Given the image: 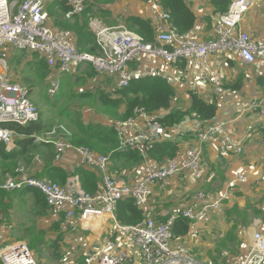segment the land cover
<instances>
[{"label": "built area", "instance_id": "2783aa9c", "mask_svg": "<svg viewBox=\"0 0 264 264\" xmlns=\"http://www.w3.org/2000/svg\"><path fill=\"white\" fill-rule=\"evenodd\" d=\"M64 1L70 7L65 18L71 21L85 12L91 0ZM253 5L254 0H233L227 13L214 17L213 38L206 41L193 31L181 34L174 27L170 13L158 0H151L150 6L147 5L150 13L147 19L154 26V42H147L126 25L109 27L91 14L88 16L89 26L99 47V54L93 55L77 49L71 31L60 30L53 25L48 0H0V144L5 145L7 151L16 148L15 134L4 124L27 126L40 121V112L32 101L31 90L10 78L9 49L37 53L40 59H47L51 78L71 74L83 64L91 65L100 78L113 80L114 91L150 77L164 79L177 94L184 96L189 90L201 96L204 89L198 86L205 88L211 84L216 97L210 93L204 96L209 102L215 101L219 107L222 106V98L235 94V91L225 87L213 60L227 57L238 60L245 67L264 62V38H254L241 28ZM58 89L59 84L54 81L51 93L55 94ZM233 100L239 107L238 118L251 113L258 122V129L264 132V100H244L237 95ZM231 123L229 120L203 123L198 131L190 134L192 137L188 141H185L188 133L180 134L174 142L189 145L194 141L195 146L187 148L177 158L156 164L148 159L153 145L174 137L175 129L164 128L157 116L137 109L134 117L111 123L117 133L119 149L137 151L145 159L142 166L131 171L113 169L110 155H99L87 147H76L65 128L60 127V133L54 128L34 134L31 138L36 144H53L58 163L64 160L67 152L75 153L78 167L93 170L99 176L97 191L94 194L86 192L79 175L73 174L75 170L67 183L60 185L35 177L25 167L4 176L0 171V190L19 192L36 189L45 196L49 213L53 212L72 226L73 223L80 225L83 230L96 222L101 223L96 230L101 233L104 224H111L100 247L87 250L84 264H199L201 259L195 257L190 247L181 238L174 237L173 225L178 214L181 212L193 223L208 219L210 210L222 200H229L235 190L251 180H260L234 172L226 191L218 199L207 198L205 193L200 192L201 211L189 204L171 214L165 222L152 217L148 207L155 188L166 190L172 179L192 174L200 176L203 148L209 143L219 142L222 153L240 156L244 152L245 141L235 139L230 130ZM135 173L137 178L132 180ZM126 199L134 200L147 213L142 225L127 226L118 222L115 215L117 206ZM250 230V240L245 245L248 251L230 264H264V227L256 220ZM5 241L0 227V264H42L26 242L8 244L9 241Z\"/></svg>", "mask_w": 264, "mask_h": 264}, {"label": "trees", "instance_id": "16d2710c", "mask_svg": "<svg viewBox=\"0 0 264 264\" xmlns=\"http://www.w3.org/2000/svg\"><path fill=\"white\" fill-rule=\"evenodd\" d=\"M94 1L96 3L98 2V0ZM232 1L233 0H207L214 9V17L227 13ZM158 2L170 13L174 27H176L181 34H188L194 31L198 17L187 0H158ZM92 7V4L89 3L85 12L80 16H75L71 21L65 18V14L70 11V7L67 5L66 1L54 4L49 13L51 16L58 15L53 21L55 27L74 30L76 32L78 35L77 46L81 52L97 55L99 54V47L96 43V37L88 28V16L94 13ZM126 26L144 37L147 42H154V26L150 19L132 15L126 19ZM17 52L20 54H31L22 51ZM38 60L40 59L38 58ZM14 62L20 63V60L11 61V63ZM88 70L89 72H87V75L90 78L99 77L91 65L88 66ZM109 81V79L100 81L101 87L103 88L97 89L95 93L82 95L83 98L93 97L94 99L97 96L103 107V112L109 118L126 120L134 117L137 109H142L147 114L157 116L164 128L173 130L180 127L188 119H196L201 123H206L212 122L217 118L219 111L218 104L215 101H207L194 91H188L189 104L175 108L173 102L176 100L177 93L167 81L160 77H150L134 81L129 87L114 91V93L105 90L104 84L106 87L110 86L108 84ZM257 82L260 86L264 85V78L258 77ZM225 87L232 91L241 90L242 79L235 85L229 84L225 85ZM82 119L83 118L78 117L77 120L73 121L75 130L73 134H71V143L74 146L87 147L99 155H110L113 162V169L126 171L137 170V168L145 163L144 157L137 151L119 150V141L114 128L102 124H86ZM3 126L14 132L17 145L15 150L8 152L5 145L0 144V171L3 176L13 174L17 169L21 168V166H24L32 169V174L37 178L49 179L60 185H65L67 183L71 174L67 176L63 173V170L53 167L54 162H56L55 146L53 144H36L31 138L32 135L42 133L47 129V122L41 117V113L38 123L29 124L27 126L7 123ZM57 129L58 133H60L61 128L58 127ZM190 136L188 135L185 141L190 140ZM184 145V142L179 141L158 142L153 145L149 156L151 160L156 163L163 164L167 159L177 158L181 154ZM42 163L45 164L44 171L40 170ZM77 170H75L73 174L79 175L82 188L86 192L94 194L98 188L99 176L93 170H88L86 168L79 167ZM16 195L30 196L34 202L36 215L39 218L48 216L49 207L45 196L36 189H27L15 193H7L0 190V210L9 208V204L5 202V199L9 198V200H13ZM235 213L237 223L223 238V248L236 241L238 223L240 226L244 227L247 225L245 219L247 210H240L235 207L234 214ZM115 214L118 222L127 226L142 225L147 219V213L139 208L132 199H126L120 202ZM167 219L168 216H164L157 220L165 222ZM192 224L193 222L184 218L180 212L173 225L174 237L176 239H182L188 236ZM55 225V229L60 230L59 223ZM36 233L41 236L43 242H45V240L47 241L42 231H36ZM62 237L63 235H59L54 242L58 249L60 248L59 242ZM241 247L242 243L239 244L236 250L240 252ZM197 258L201 259L199 256H197ZM213 262H215V259H213Z\"/></svg>", "mask_w": 264, "mask_h": 264}, {"label": "rangeland", "instance_id": "374dc122", "mask_svg": "<svg viewBox=\"0 0 264 264\" xmlns=\"http://www.w3.org/2000/svg\"><path fill=\"white\" fill-rule=\"evenodd\" d=\"M150 3L151 0H98L97 3L94 0L90 1V4L93 6V16L109 27H117L122 24L126 25V19L132 15L145 17L147 19L150 14L147 5L150 6ZM57 16L58 15L51 16L52 21H54ZM88 28L91 31L89 24ZM68 31H71L74 34L77 46L78 35L74 30ZM25 55L27 56L19 57L20 63H11L10 57L8 61L9 75L14 82L31 90L32 101L41 113V117L47 122L48 126L46 132L54 128L63 127L70 134H73V131L75 130L73 121L77 120L78 117L83 118L82 120L86 124H102L110 127H112V122L121 121L119 119L109 118L105 115L97 96L95 99L93 97H82V95L95 93L97 89L103 88L100 84V81L103 80L102 78H90L87 75V72H89L88 64H83L71 74H61L58 78H51V69L49 70L50 64L47 59H40L37 55L35 56V61L32 55ZM38 58L40 60H38ZM217 69H219V67H217ZM93 70L96 72L94 68ZM54 81L58 82L59 89L55 94H52L51 89ZM108 84L110 85L108 87L104 84L105 90L114 93L113 80H110ZM184 98L185 96L182 94L177 95L176 100L173 102V106L175 108L186 106L187 102ZM238 108L237 105H233L229 110L234 112L237 111ZM229 110L228 112L231 113ZM228 112L223 115V119L229 118ZM256 131L257 134L262 133L259 130ZM261 144L264 146V140ZM252 155L255 160L251 157V154H249V150L246 152L245 149L239 158H241L243 162L251 160V158L255 161L254 163L251 162L246 165L244 164L243 168L245 169L259 165V171L257 174L261 177L260 181L262 185L264 184V155H257L259 158L258 161H256V156H254V154ZM29 171L32 174L33 170L29 169ZM132 177L137 178V174H133ZM250 185L252 188H247L245 190V197L246 203L249 201L252 204L248 205L250 210L245 219L247 224H253L258 220L264 227V186L262 189L256 190L260 186L255 184ZM206 196L209 198V195ZM174 197L177 198L175 195ZM233 200L224 199L215 208L210 210L208 217L209 220L206 219V221H209L208 223H210L209 229L207 226V229L204 228L201 232H196V230L192 232L188 245L192 252L196 253V258L198 254L201 255V260H198L199 264H214L213 260L207 256L209 248L204 245H210L212 247L211 251H214L216 247L219 246L220 243L218 244L217 240L220 235L217 233L219 230H222L224 223L222 222L221 225H217L216 222L219 220L226 222V213L236 216V213L234 214V208L236 206L234 205H236L238 201H235V199ZM11 201H13L10 203L11 208L7 212H5V210L0 211V227L3 236L5 238L7 237L6 240L9 241L8 244L17 241L26 242L42 264H77L79 257H84L87 254V250L92 247L98 249L101 245V241L103 242L108 234V232L104 233L103 239L101 241H93L92 245L91 242L87 241V236L84 234L85 232L80 225L77 226L75 223H73L74 226L67 224L63 219H59L53 212L49 213L48 218L41 219L36 215L33 201L24 200L21 196L16 195ZM189 201L190 197H188L181 206H176L177 209H174L176 211L183 209ZM56 223H59L60 230L55 229ZM203 223L207 224L204 220ZM36 231H42L45 234L47 241L45 240V242H43L41 236L38 235ZM214 231H217V233H214ZM59 235H63L64 237L61 244L59 243L62 253L60 248L58 249L54 243ZM241 235L242 239L235 241L233 245L225 248H223L222 245L219 246L222 251H216L215 253V257L220 260L219 264H230L243 256L247 242L245 243V236L242 232ZM239 241H243L240 252L236 250L239 246ZM193 245L197 246V251L193 248ZM87 247L90 248L87 249Z\"/></svg>", "mask_w": 264, "mask_h": 264}, {"label": "crops", "instance_id": "0c3cea01", "mask_svg": "<svg viewBox=\"0 0 264 264\" xmlns=\"http://www.w3.org/2000/svg\"><path fill=\"white\" fill-rule=\"evenodd\" d=\"M61 1L64 0H48L49 11L51 10L54 4ZM187 2L191 4L192 9L197 13V17H198L197 24L193 31V34L201 37L205 41L212 39L213 26L215 24V19L213 16L214 9L207 2V0H187ZM241 28L244 31L250 33L254 38H264V0H254L253 8L242 22ZM29 55H32L33 59L35 60V55L38 54L32 53ZM26 56L27 55L25 54L18 53L15 49H9L8 51V61L10 57L12 61V60H20L19 57H26ZM213 64L215 66L218 76L222 78L224 85H229V84L235 85L240 79H242L241 90L235 91V94H232L231 96H225L224 98H222L220 103L222 106H219V111L215 121L216 120L231 121L232 123L230 130H232L235 139L244 140L246 152L247 150H249V154H251V157L254 159L252 155L254 154V156H256V161H258L259 158L257 157V155H264L263 152L264 146L261 144V142H263L264 140V132L261 131L262 133L257 134L256 130H259L258 122L251 113H248L245 117L239 119L238 118L239 113L237 112L238 110L231 112L229 108L235 105L233 98L236 95L244 98V100H252L255 98L264 100V85L260 86L257 82L258 77L264 78V62H259L257 65H254L252 67H245L236 59L235 60L229 59L227 57L226 59H224L222 57H218L213 60ZM217 67H219V69H217ZM193 76L191 77V79L193 78ZM204 87L205 88L198 86V88L204 89L201 90L202 92H204V94L201 95L202 97L206 99L204 95L207 93H210L216 97V95L214 94V89L212 88L211 84H207ZM177 95H181V94H177ZM187 95H188V91L184 99L186 100L187 104H189V97ZM228 110L231 113H229ZM227 112L229 113V118L223 119L222 118L223 115L226 114ZM202 124L203 123L197 121L196 119H188L180 127L174 130L173 133V135H175L174 137H171L170 139H165V141H173L174 139L177 140L179 139L178 136L184 132L188 133V135L190 136V134L198 131V129L201 128ZM193 142L190 143L189 145L185 144L183 146L182 152L191 146L194 147L195 144H193ZM252 158L251 160H246L245 162H243V160L239 158V156H235L230 153H222L220 151L219 142L209 143L203 148V162L201 166L202 173L200 174V176L197 177V175L192 174L189 177L187 176L178 179H172L168 183L166 190H159V188H155V193L152 196L151 202L148 207L149 214L155 219L163 218L164 216H168L169 218L171 214L182 210L180 209L176 211L174 208H176V206H181V204L188 197H190V201L187 204V206L189 204H192L194 205L197 211H201L202 207L200 201L198 200V194L200 192H203L205 194L207 193L206 195H209L208 197L210 199H214V200L218 199L219 195L226 191L228 186V181L233 176L234 172H242L247 175L252 174L249 175L250 178L261 180L260 175L257 174V172L259 171V165L255 167H251L249 169L243 168L244 164L246 165L248 163L255 162L254 161L255 159L253 160ZM53 167L63 170V173L69 176L73 170H77L79 168L78 158L76 157L75 153L69 151L64 156V161H61L60 163L54 162ZM44 168H45V164L42 163V166H40V170L44 171ZM134 179L136 178L132 177V180ZM250 184H255L257 186H260L256 190L262 189V187L264 186V184L261 185V181L255 182L254 180H251L248 184L243 185L242 187L235 190L234 195H232L230 198L231 201L233 199H235V201L236 200L238 201V203H236V205L234 206H236L240 210L246 209L247 213H249L250 210L248 205L252 203L249 201H247L246 203L245 190L247 188H252ZM174 195L177 196V198H175ZM21 197L24 198L25 200H29V201L32 200V198L28 195H22ZM11 200H9V198L5 199V202L9 204V208L4 209L5 212H7L11 208L10 203L13 202ZM48 217H49V212L47 218ZM226 219H227L226 222H224L223 220H219L216 222L217 225H221L222 222L224 223L222 230H219L218 233L217 231H214V233L220 235L217 240L218 244L220 243L219 246L222 245L223 238L229 233V231L233 229L234 225L237 223V218L234 215H229L226 213ZM203 220L207 222V224L203 223ZM208 222L209 221H206V219H201L200 221L193 223L188 236L182 238L183 242L187 245L189 244L188 242L189 238L192 232H194V230H196V232L197 231L201 232L203 231L204 228L207 229V226L209 229L210 223ZM92 224L93 226H90V228L84 229L83 231L85 232L84 234L87 236V241L91 242L93 245V241H101L103 239L104 233H106L112 225L108 223L104 224L102 228L103 230L101 231V233H99L96 230L100 228L101 223L99 224L94 222ZM251 224H247L246 227H244V226H240L238 223V228L236 230V241L242 239V235H241L242 232L245 236V243L249 242L250 234H251L250 227L252 226ZM63 239L64 237H62L61 241L59 242L60 244ZM239 242L242 243L243 241H239ZM233 244L234 243H230L226 247H229L230 245ZM204 246L209 248V250L207 251L208 252L207 256L212 260L215 259L214 264H219L220 260L217 257H215L216 255L215 253L216 251L221 252L222 249L219 248L218 246L214 251H211L212 247L210 245L205 244ZM88 248L90 247H87V249ZM193 248L196 249V251L198 250L196 245H193ZM60 250L62 253L61 247ZM247 251L248 248H245L244 253H246ZM198 256L201 257V255L199 254ZM85 261H86L85 257L83 256L79 257V259L77 260V264H84Z\"/></svg>", "mask_w": 264, "mask_h": 264}, {"label": "bare ground", "instance_id": "6f19581e", "mask_svg": "<svg viewBox=\"0 0 264 264\" xmlns=\"http://www.w3.org/2000/svg\"><path fill=\"white\" fill-rule=\"evenodd\" d=\"M175 28H176V27H175ZM93 55H94V54H93ZM187 136H188V135H187ZM190 137H192V136H190ZM34 143H35V142H34ZM16 146H17V145H16ZM15 149H16V148H15ZM15 149H14V150H15ZM119 150L121 151V149H119ZM12 151H13V150H12ZM8 152H11V151H8ZM148 159H149V160L151 159V158H150V156H149V158H148ZM150 161H152V162L156 163V162H155V161H153V160H150ZM156 164H158V163H156ZM15 172H16V171H15ZM15 172H14V173H15ZM115 213H116V212H115ZM115 215H116V214H115Z\"/></svg>", "mask_w": 264, "mask_h": 264}, {"label": "water", "instance_id": "95a60500", "mask_svg": "<svg viewBox=\"0 0 264 264\" xmlns=\"http://www.w3.org/2000/svg\"><path fill=\"white\" fill-rule=\"evenodd\" d=\"M64 161V160H63Z\"/></svg>", "mask_w": 264, "mask_h": 264}]
</instances>
